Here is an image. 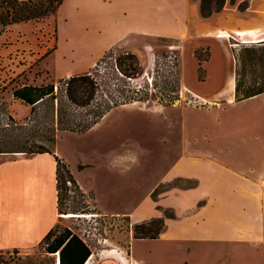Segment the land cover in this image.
I'll return each instance as SVG.
<instances>
[{"label":"crops","instance_id":"0c3cea01","mask_svg":"<svg viewBox=\"0 0 264 264\" xmlns=\"http://www.w3.org/2000/svg\"><path fill=\"white\" fill-rule=\"evenodd\" d=\"M92 3L107 6L96 22L108 41L90 66L124 44L140 49L147 70L151 46L137 45L138 37L173 38L183 43L181 83L194 97L168 106L135 101L112 108L86 132L118 110L137 112L120 119L128 142L113 137L97 158L75 159L56 138L55 153L68 163L82 192L92 194L100 215H125L133 224L165 220L158 238H133L127 248L104 249L94 264H264V92L241 100L235 93L238 53L264 45V0H226L207 17L201 14L202 0H80L82 6ZM198 47L209 48L201 63L203 78ZM61 132L62 138L72 133ZM129 155L132 161L121 165ZM0 158V251L27 253L63 220L56 161L49 153L10 152ZM174 180L192 183L160 190ZM120 201L132 202L129 210ZM141 244L152 247L141 251Z\"/></svg>","mask_w":264,"mask_h":264},{"label":"rangeland","instance_id":"374dc122","mask_svg":"<svg viewBox=\"0 0 264 264\" xmlns=\"http://www.w3.org/2000/svg\"><path fill=\"white\" fill-rule=\"evenodd\" d=\"M214 2L215 0H211L212 6ZM182 3L179 4L183 6ZM105 7L95 3L86 7L80 4V0H63L56 13L45 20L20 22L4 29L0 26V149L31 148L34 150V142L39 141L54 148L53 144L44 140L42 136V133L53 134V119L49 107L40 106L34 113L31 106L14 98L13 89L22 84L40 85L52 81L59 84V79L63 77L88 72L93 67V65L90 66L93 58L108 41L104 29L96 22L101 19L100 13L106 9ZM138 39L137 45L151 46L148 56L153 59L152 64L145 70L146 57L140 49H137V46L129 48L124 44L117 45L114 47L116 54L137 50L144 72L134 79H123L119 75L118 78L111 80L110 90L113 91L117 87L130 88L129 86L139 88V96L145 98L146 101H138L135 105L143 107L153 104L168 106L194 102V97L182 86L180 78L182 41L155 36H143ZM54 47L57 49L42 58L48 50ZM106 61H111V59ZM254 68L259 71L263 68V64L253 61L246 66L247 74L242 77L244 85L254 84L250 75ZM107 72L106 63H103L101 75L106 78ZM171 98L174 103L167 104ZM68 110L77 118L85 113L84 110H75L71 106ZM135 112L137 111L133 108L118 110L101 122L98 127L82 134L66 133L62 138V132L56 130V138L59 137L58 142L62 149L69 156L73 155L75 159L79 156L86 159L97 158L100 157L102 146L108 144L113 137H118V140L124 138L121 144L128 142L120 119L123 116L136 115ZM132 159L133 155L122 157L123 162L120 160V164L124 165ZM133 162L130 165L135 167ZM119 172L125 173L121 170ZM191 183L192 181L174 180L161 187L160 190L171 185ZM66 185L69 191L64 200L65 210L89 216L66 218L61 215L63 220L59 225L72 228L89 244L93 255L89 264H94L95 258L98 257L97 254L104 249L127 248L133 239L132 220L126 218L125 215H100L94 205L92 194L82 195L73 183L67 182ZM122 189L120 188L119 200L123 201ZM119 203L124 210H129L128 206L132 204L126 201ZM151 247L149 244H141L138 249L146 251ZM28 253L34 254V250Z\"/></svg>","mask_w":264,"mask_h":264},{"label":"trees","instance_id":"16d2710c","mask_svg":"<svg viewBox=\"0 0 264 264\" xmlns=\"http://www.w3.org/2000/svg\"><path fill=\"white\" fill-rule=\"evenodd\" d=\"M234 1L232 0V2ZM62 2L63 0H0V26L4 29L20 22L45 20L56 13ZM225 2L226 0H215L214 6H212L211 0H202V16L207 17L213 12L221 10ZM245 5L246 3H242L240 7L244 8ZM55 49L56 47L48 50L42 58L51 54ZM203 50L202 47L195 50V56L200 64V78H203L205 74L201 63L209 57V48ZM109 59L111 61H106ZM237 59L236 99L241 100L264 92V45L243 47L238 53ZM253 61L262 63L263 68L259 71L255 68L252 69L251 80L254 84L244 85L242 77L247 72L245 70L246 63ZM103 63H106L108 70L106 78L101 75ZM143 72L144 68L135 53L124 51L116 54V49L110 48L88 72L63 77L59 79V84H56L55 81L40 85L22 84L13 89V96L31 106L34 113L40 106L49 107L53 119V134L42 133V136L44 140L54 146L56 130L84 133L99 122L112 108L125 103L146 101L145 98L139 96V88L129 86L130 88L117 87L113 91L110 90L111 80L118 78L119 75L123 79H134L140 77ZM173 99L175 100L174 97ZM173 99L171 98L167 104L174 103ZM70 106L75 110L82 109L85 113L77 118L74 113L68 110ZM10 152L49 153L54 156L60 213H70L65 210L64 206V200L69 191L67 182L73 183L82 195H85L68 163L55 153L54 148L45 145L42 141L34 142V150L31 148L0 149V153ZM156 193L157 189L152 196L155 197ZM165 214L169 217L174 216L169 210H166ZM125 217L130 219L128 216ZM164 227L165 220L162 217L134 223L132 225L133 238H158ZM91 255V247L77 232L68 226L60 227L58 223L40 241L34 254L23 252L19 248L2 250L0 251V264H85Z\"/></svg>","mask_w":264,"mask_h":264},{"label":"bare ground","instance_id":"6f19581e","mask_svg":"<svg viewBox=\"0 0 264 264\" xmlns=\"http://www.w3.org/2000/svg\"><path fill=\"white\" fill-rule=\"evenodd\" d=\"M232 83V82H231ZM228 86V85H227ZM232 86V85H231ZM233 87V86H232ZM62 216H64V217H66V218H68V217H74V216H89L88 214H75V213H65V214H62ZM93 259V255H91L90 257H89V259L86 261V263L85 264H89L90 263V261Z\"/></svg>","mask_w":264,"mask_h":264}]
</instances>
